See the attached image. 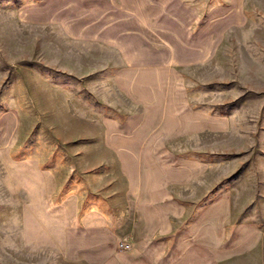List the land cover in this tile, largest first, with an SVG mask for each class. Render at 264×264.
<instances>
[{
  "label": "rangeland",
  "instance_id": "1",
  "mask_svg": "<svg viewBox=\"0 0 264 264\" xmlns=\"http://www.w3.org/2000/svg\"><path fill=\"white\" fill-rule=\"evenodd\" d=\"M12 2L0 0V121L16 117L0 136V264H88L77 233L98 224L100 194L131 182L125 160L99 158L107 118L122 113L106 94L113 79L86 75L112 55L84 57L56 32L20 29ZM248 10L218 65V135L200 136L202 158L161 160L187 173L170 184L182 202L171 225L187 238L200 224L216 231V264H264V0Z\"/></svg>",
  "mask_w": 264,
  "mask_h": 264
},
{
  "label": "crops",
  "instance_id": "2",
  "mask_svg": "<svg viewBox=\"0 0 264 264\" xmlns=\"http://www.w3.org/2000/svg\"><path fill=\"white\" fill-rule=\"evenodd\" d=\"M250 1L13 0L10 4L20 29L56 32L68 46L80 47L84 57L112 55L86 75L109 74L113 79L106 94L113 97L114 110L120 107L122 113L107 118L109 129L97 140L99 158L125 160L131 182L114 183L112 193L100 194L98 224L77 233L83 261L216 264L220 247L216 231L204 233L200 224L194 237L187 238L171 225L169 208L182 202L171 197L176 190L170 184L187 173L166 167L161 160L202 158L200 136L218 135L219 119L224 118L219 113L218 65L222 49L232 45L230 36L248 26ZM227 100L223 99L224 106ZM13 110L0 121L3 138H9L15 125ZM121 242L128 247L120 249Z\"/></svg>",
  "mask_w": 264,
  "mask_h": 264
},
{
  "label": "built area",
  "instance_id": "3",
  "mask_svg": "<svg viewBox=\"0 0 264 264\" xmlns=\"http://www.w3.org/2000/svg\"><path fill=\"white\" fill-rule=\"evenodd\" d=\"M121 247H126V245H124V244H121Z\"/></svg>",
  "mask_w": 264,
  "mask_h": 264
}]
</instances>
